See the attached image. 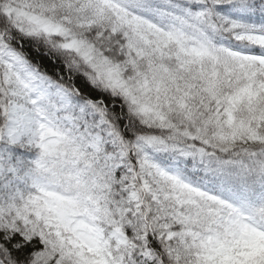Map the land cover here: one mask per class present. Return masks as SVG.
Wrapping results in <instances>:
<instances>
[{
	"label": "snow or ice",
	"instance_id": "6c2138e0",
	"mask_svg": "<svg viewBox=\"0 0 264 264\" xmlns=\"http://www.w3.org/2000/svg\"><path fill=\"white\" fill-rule=\"evenodd\" d=\"M0 264H264V0H0Z\"/></svg>",
	"mask_w": 264,
	"mask_h": 264
}]
</instances>
